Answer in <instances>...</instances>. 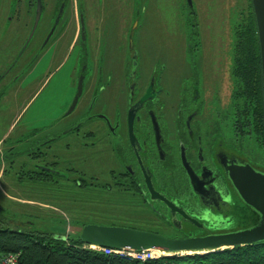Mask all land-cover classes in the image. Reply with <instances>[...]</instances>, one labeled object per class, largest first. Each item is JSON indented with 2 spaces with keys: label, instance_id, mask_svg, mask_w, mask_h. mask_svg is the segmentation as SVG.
<instances>
[{
  "label": "flooded vegetation",
  "instance_id": "flooded-vegetation-1",
  "mask_svg": "<svg viewBox=\"0 0 264 264\" xmlns=\"http://www.w3.org/2000/svg\"><path fill=\"white\" fill-rule=\"evenodd\" d=\"M20 1L0 0V116L9 117L22 89L18 80L24 72L20 66L26 47L31 56L27 64L44 49L61 52V64L72 54L71 104L79 85L81 93L74 107L69 111L70 104L65 114L49 125L21 126L18 119L24 108L15 118H8L10 132L0 138V174L8 170L20 185L25 180L40 193L93 191V195L106 197L109 207L117 202L123 206L132 204L137 211L148 209L173 230L174 237L198 231L192 232L195 227L179 215L176 218L180 229L175 228L164 200L196 217L208 231L211 229L207 223L213 217L235 213L232 203L227 204V200L238 201L235 193L228 196L232 189L225 168L227 162H240L242 155L256 162L248 155L249 150L242 149L244 139L254 142L255 135L253 126L242 121L238 106H232L230 72L226 98L225 60L217 77L214 65L202 58L203 50L196 51L199 58L190 54L187 57L186 51L194 48L190 39L196 37L195 43L201 44L202 37L194 2L193 10L185 0L189 39L187 43L185 37V43L191 49H185L184 58L167 60L159 54L146 58L148 50L140 48L144 39L140 28L136 24L132 27L130 10H126V24L120 22L125 11L117 10L119 0L115 4L113 0H93V31L88 25L85 0H75L74 11L68 9L69 0H52L51 8L48 0H40L38 15L37 0H22L25 10L17 9ZM1 4L5 10H1ZM112 6L116 10H110ZM17 18L23 25L31 19L20 50L15 48ZM52 77H45L30 101L38 97ZM79 102L77 113L83 110V119L80 115L71 118ZM91 119L93 129L89 128ZM60 123L64 125L59 129ZM66 135L71 139L66 140ZM146 179L156 199L151 197Z\"/></svg>",
  "mask_w": 264,
  "mask_h": 264
},
{
  "label": "rangeland",
  "instance_id": "rangeland-1",
  "mask_svg": "<svg viewBox=\"0 0 264 264\" xmlns=\"http://www.w3.org/2000/svg\"><path fill=\"white\" fill-rule=\"evenodd\" d=\"M248 1L193 0L197 13V23L202 34L201 44L195 43L197 41L196 37L194 40L190 39L193 49L186 46L185 43L188 29L185 0H119L116 8L121 12L125 11L124 17H122V14L119 15V17H122L120 22L123 26L126 24V10H130V17L134 19L132 27L136 24V27L140 28L138 29L140 36L144 39V43L140 45V48H147L148 50L146 58L153 59L157 54L167 60L175 57L184 58L186 48L192 50L186 51L187 57L190 54L193 58H196V56L199 58L201 56L196 51L203 50L202 58H206L207 62L212 63V67L214 65L213 73L217 74V77L220 76L222 60L224 59L223 69L226 70H223V74L227 73L225 94L228 98L227 93L230 90L228 76L231 66V27L236 12L242 9L247 10ZM51 2L52 0H48L49 5L52 4ZM112 2L115 4L116 0ZM75 5V0H69L68 9L74 11ZM3 8L4 4H1V10H5ZM26 8V3L22 4V0L17 5L18 10H25ZM48 8H51V5ZM84 8L88 15V25L93 31V0H85ZM110 10L116 9L112 6ZM30 20L24 25L20 18L17 20L16 50L21 49V45L30 30ZM13 30L10 32L12 34L11 41H13ZM2 32L3 28L0 25V40H2ZM188 41L187 37V43ZM59 48L61 47L58 46L57 49ZM60 53H53L44 49L34 62L27 64L28 57L31 56L29 48L26 47L22 53V57L25 58L20 66L23 67L24 72L18 80L22 89L19 90L15 106L9 111L8 118L10 120L15 118L16 114L24 108L21 117L19 115L18 119L21 126L26 128L34 123L38 124L37 126L49 125L55 118L61 117L68 110L71 98L74 95L72 88L74 63H72L71 54L70 58L61 64L62 53ZM48 74L53 76L50 83L38 94L34 101H30L32 95ZM28 81L31 82L28 83ZM29 101L31 105L27 108L26 105ZM79 108L80 102L70 115L71 118L80 115L79 118L83 119L84 111L77 113ZM8 118L4 114L2 117L0 116V138L9 131V126L6 124ZM88 122H91L89 128L93 129V119ZM63 125L64 123H60L59 129ZM83 130H86V128H83ZM227 131L230 130L226 129ZM65 139L70 140L71 138L66 135ZM249 140V138H246L242 142L243 151L249 150L248 155L254 160L261 158L263 156L262 148L256 145L253 139ZM4 145L5 143L2 147ZM1 164H3V159L0 156ZM14 177L15 175L8 172V170L4 174H0V204L5 208L4 215L11 225L24 227L29 224L35 230L69 234L71 237H77L81 230V223L85 221V223L154 231L168 237L175 236L173 230L165 226L156 216L150 214L148 209L137 211L132 204L131 206H123L117 202L113 204V207H109L107 205L109 200L104 196L93 195L92 190V192L82 194L75 193L71 189L61 194L58 192L57 194L40 193L38 189L32 190L35 186L27 184L25 180H22V185H20L19 182L13 179ZM229 202L232 203L233 212L235 211V213L228 216V218L216 215L207 224L209 227L212 229L238 228L244 225V217H241L245 209L243 204L234 203L232 200H229ZM238 206H242V209ZM179 262L180 264H199V262L192 259L179 260Z\"/></svg>",
  "mask_w": 264,
  "mask_h": 264
},
{
  "label": "trees",
  "instance_id": "trees-1",
  "mask_svg": "<svg viewBox=\"0 0 264 264\" xmlns=\"http://www.w3.org/2000/svg\"><path fill=\"white\" fill-rule=\"evenodd\" d=\"M231 28L232 106H238L242 121L253 126L254 143L264 149L260 46L251 0L248 1L247 10L236 12ZM263 157L255 161L264 163ZM4 211L0 204V254H17V264H159L163 260L180 264L179 260L189 259L199 264H264V242L201 254L162 255L140 262L92 249L78 236L35 230L29 224L24 227L11 225ZM84 224L85 221L81 223L82 226Z\"/></svg>",
  "mask_w": 264,
  "mask_h": 264
},
{
  "label": "water",
  "instance_id": "water-1",
  "mask_svg": "<svg viewBox=\"0 0 264 264\" xmlns=\"http://www.w3.org/2000/svg\"><path fill=\"white\" fill-rule=\"evenodd\" d=\"M191 9L194 10L193 0H186ZM255 21L257 26L258 40L260 46V62L262 76V93L264 107V0H251ZM37 15L41 10L40 0H37ZM31 29L32 35L36 26ZM85 30L82 17V31ZM135 63V61H134ZM81 93L80 85L75 95L69 111L74 107L78 96ZM144 99V98H143ZM131 124V118L129 120ZM131 126V125H130ZM225 177L230 183L232 191H228V196L235 193L239 204H243L244 225L238 228H219L210 231L203 222L191 216L183 208L174 203L164 200L170 210L173 225L180 229V224L176 218L179 215L182 220L190 222L198 231L197 234L184 235L183 237H168L162 233L140 230L130 227L116 225H99L85 223L79 232V239L89 245L107 247L113 249L130 248L134 250H157L161 255L170 257L177 254L207 253L232 248L238 245H250L264 242V164L259 162L251 163L244 155L238 163L227 162ZM193 183V179L191 178ZM147 186L151 183L146 179ZM195 185V184H194ZM195 187V186H194ZM152 188V187H151ZM199 191L198 187L194 188ZM151 197L156 199L157 195L151 191ZM227 204L229 201L227 200ZM240 204V205H241ZM242 209V206H240ZM225 218H228L226 216ZM209 224V222L207 223ZM188 234L189 232L186 231Z\"/></svg>",
  "mask_w": 264,
  "mask_h": 264
},
{
  "label": "built area",
  "instance_id": "built-area-1",
  "mask_svg": "<svg viewBox=\"0 0 264 264\" xmlns=\"http://www.w3.org/2000/svg\"><path fill=\"white\" fill-rule=\"evenodd\" d=\"M92 246V247H91ZM91 248L102 251L105 254H116L121 257H125L132 260H137L140 262H145L146 260L157 259L160 256L159 251L157 250H134L130 248H121V249H113L107 247H98L94 245H90ZM18 255L15 253H1L0 254V264H17ZM159 264H174L168 260H163Z\"/></svg>",
  "mask_w": 264,
  "mask_h": 264
},
{
  "label": "bare ground",
  "instance_id": "bare-ground-1",
  "mask_svg": "<svg viewBox=\"0 0 264 264\" xmlns=\"http://www.w3.org/2000/svg\"><path fill=\"white\" fill-rule=\"evenodd\" d=\"M92 247V246H91ZM161 254V253H160Z\"/></svg>",
  "mask_w": 264,
  "mask_h": 264
}]
</instances>
